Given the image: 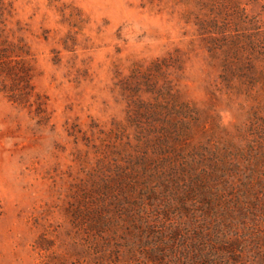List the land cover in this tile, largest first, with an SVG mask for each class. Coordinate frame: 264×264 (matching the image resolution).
I'll use <instances>...</instances> for the list:
<instances>
[{
	"label": "rangeland",
	"instance_id": "rangeland-1",
	"mask_svg": "<svg viewBox=\"0 0 264 264\" xmlns=\"http://www.w3.org/2000/svg\"><path fill=\"white\" fill-rule=\"evenodd\" d=\"M5 2L0 264H264V0Z\"/></svg>",
	"mask_w": 264,
	"mask_h": 264
},
{
	"label": "trees",
	"instance_id": "trees-1",
	"mask_svg": "<svg viewBox=\"0 0 264 264\" xmlns=\"http://www.w3.org/2000/svg\"><path fill=\"white\" fill-rule=\"evenodd\" d=\"M0 0V24L4 25L6 15L11 16L13 2ZM5 26V25H4ZM10 38L5 29H0V82L2 91L18 104L27 103L34 95L33 54L23 37ZM148 112H155L156 104L147 106Z\"/></svg>",
	"mask_w": 264,
	"mask_h": 264
}]
</instances>
